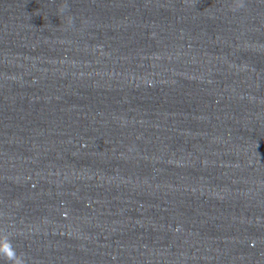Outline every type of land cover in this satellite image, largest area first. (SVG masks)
Here are the masks:
<instances>
[{
    "label": "clouds",
    "instance_id": "9594fccd",
    "mask_svg": "<svg viewBox=\"0 0 264 264\" xmlns=\"http://www.w3.org/2000/svg\"><path fill=\"white\" fill-rule=\"evenodd\" d=\"M236 7L233 8V11H238L245 7L244 0H234ZM3 240L6 245V256L7 259L12 261V264H25L24 254H19L15 252L12 247L10 234L6 228L2 230Z\"/></svg>",
    "mask_w": 264,
    "mask_h": 264
}]
</instances>
